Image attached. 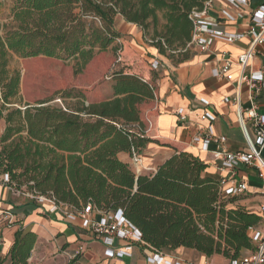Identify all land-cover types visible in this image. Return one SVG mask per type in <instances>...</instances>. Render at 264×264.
Here are the masks:
<instances>
[{
	"label": "trees",
	"instance_id": "obj_1",
	"mask_svg": "<svg viewBox=\"0 0 264 264\" xmlns=\"http://www.w3.org/2000/svg\"><path fill=\"white\" fill-rule=\"evenodd\" d=\"M207 1L13 0L15 26L0 23L3 107L21 100L22 91L35 96L43 89L34 61L28 62L24 74L10 70L13 55L75 61L76 74H82L97 55L118 50L119 16L145 35L152 29V46L161 55L170 52V59L179 54L175 64L184 63L190 58L186 47L194 28L190 15L202 11ZM107 78L90 90L74 88L54 95L76 99L74 106L47 105L53 97L3 116L7 128L1 138L0 181L7 175L8 187L54 198L74 212L88 204L95 212H120L153 251L183 248L228 261L255 251L252 231L263 225L260 214L237 204L243 195L223 194L220 172L210 173L201 158L178 152L155 174L139 177L120 160L119 154L140 156L155 142L147 134L144 105L154 98L150 85L155 86L121 72ZM37 241L35 232L20 227L6 254L0 243V264H29Z\"/></svg>",
	"mask_w": 264,
	"mask_h": 264
},
{
	"label": "crops",
	"instance_id": "obj_2",
	"mask_svg": "<svg viewBox=\"0 0 264 264\" xmlns=\"http://www.w3.org/2000/svg\"><path fill=\"white\" fill-rule=\"evenodd\" d=\"M262 5L264 3L255 5L254 0H248L247 6L237 8L225 0H214L213 6L204 19L216 20L218 30L237 34L248 29L253 11ZM227 15L233 16L235 20H228ZM164 23V21L161 22V24ZM119 32L124 38L129 39V42L144 48L143 33L135 25L129 24L124 31L119 30ZM126 34H128L127 37ZM250 43V40H245L229 44L218 39L208 50L190 48L192 52L190 58L178 65L164 63L157 50L152 49L156 52L150 54L153 61H159L160 81L153 79L150 74L137 77L147 84L154 83L155 86L154 89L150 85L154 98L144 102L145 106L149 103L153 104L149 111L146 106L145 116L147 134L155 142L143 150L138 163H134L128 153L119 154L120 160L129 164L138 176L153 175L161 165L178 152H190L210 165V173H216L217 169L210 155L192 142V138L200 127L198 116L204 111L217 118L213 124L214 131L217 135L227 138L226 146L229 150L247 151L248 145L239 120L238 104L233 102L238 97L243 107L247 102L246 88H240L235 83L240 75V68L234 65L228 77L222 79L218 77V68L221 65V52H227L231 58L235 59ZM117 63L119 62L116 61L115 64ZM227 98L231 101L225 102ZM202 99L209 101L210 105L202 106ZM259 104L261 111L264 112V96L260 98ZM180 110L187 116L186 122L180 121L178 116ZM201 125L206 126L207 123ZM246 126V130L250 133L249 125L246 124ZM238 180L245 182L249 187V192L243 195L245 202L242 205L252 212H258L260 206L264 204V183L259 172L253 167H241ZM49 209L48 204L38 203L8 187H0V243L3 254L11 248L16 231L23 227L38 235L29 264H150L148 259L155 255L154 251L146 245L135 244L130 251L131 256L122 259L108 258L105 253L106 246L101 237L83 229L80 221L72 222L65 213H51ZM7 211L13 214L11 225L4 215ZM93 217L99 220L102 214L95 212ZM257 231L261 232V239L264 240V224L254 233ZM126 245L127 242L121 240H116L114 244L118 249ZM254 245L255 251H244L240 259L251 258L258 254L260 244L255 242ZM79 250H82L81 254L75 262L71 263V258ZM162 254L171 264H217L220 260L222 264L230 263L219 257L207 259L199 256L193 260L188 250L183 248L176 251H163Z\"/></svg>",
	"mask_w": 264,
	"mask_h": 264
},
{
	"label": "built area",
	"instance_id": "obj_3",
	"mask_svg": "<svg viewBox=\"0 0 264 264\" xmlns=\"http://www.w3.org/2000/svg\"><path fill=\"white\" fill-rule=\"evenodd\" d=\"M225 1L237 8L248 5V0ZM213 2L214 0H208L204 4L202 11L195 10L190 15L194 28L192 41L187 45L186 49L197 47L201 50H208L215 40L218 39L229 44L245 40L251 41L250 45L235 59L231 58L227 52H221V65L218 68V77L220 79L227 78L234 65L240 68V75L235 80V83L240 88H246L247 102L245 107L242 106L240 97L233 100V102L235 101L238 104L239 120L245 132L248 149L247 151L238 152L229 150L226 146L227 138L217 135L214 131L213 124L217 118L207 111L202 112L198 116L200 127L192 138V142L200 150L210 155L213 165L222 175L221 192L226 196H240L249 192L248 185L238 180L241 167L255 168L264 183V112L261 111L259 104L260 98L264 96V5L253 11L251 23L247 30L232 34L218 30V22L216 20L204 19L208 10L213 6ZM227 19L230 21L235 20L231 15H227ZM152 65L154 69H159L158 60H154ZM224 101L230 102L231 100L227 98ZM201 104L204 107L210 105L209 101L205 99L201 100ZM178 116L181 122L187 121V116L182 110L178 112ZM202 123H207V125L202 126ZM246 124L250 127V133L246 130ZM132 159L134 163H138L140 156L135 154ZM8 182L9 177L6 175L0 181V187H8L6 185ZM23 195L38 203L48 204L51 213L63 212L70 221H80L83 229L102 238L108 258L122 259L131 256L130 251L135 244L145 245L141 233L120 212L113 214L98 211L102 214V218L98 220L93 217L95 211L91 204H88L80 212H70L68 207L57 204L54 198L36 196L24 192ZM258 213L264 224V204L260 206ZM4 215L6 221L11 225L12 212L7 211ZM254 231H252L254 243L260 244L258 254L251 258L232 260L229 264H264V240L261 239V232L257 231L254 233ZM116 240L125 241L127 245L121 249L115 248ZM81 252L82 250L77 251L71 260L76 259ZM154 253L155 255L148 259L150 264H171L166 261L162 252L154 251Z\"/></svg>",
	"mask_w": 264,
	"mask_h": 264
},
{
	"label": "rangeland",
	"instance_id": "obj_4",
	"mask_svg": "<svg viewBox=\"0 0 264 264\" xmlns=\"http://www.w3.org/2000/svg\"><path fill=\"white\" fill-rule=\"evenodd\" d=\"M12 8L13 0H0V23L2 25H7L9 28L15 26V23L13 22ZM129 24L131 23L126 22L121 16L117 18L116 26L118 30L124 31V29L128 27ZM138 28L141 29L140 27ZM141 31L143 33L142 35L144 39L142 44L144 47L143 49L139 48L138 44L135 45L133 42H129V39L124 38L122 35V38L115 43V46L118 48L117 51L110 49L106 53L97 55L95 59L84 69L83 73L79 75L76 74L78 66L75 61H61L44 57L26 59L17 55H13L10 61V70H19L22 72V74H24V68L28 62L34 61V64L39 69L36 76L42 82L43 89L40 91V95H38V93L35 96L31 95L30 91H27L26 93L22 91L21 100L14 101L13 104L7 105L5 108L3 107V103L0 101V148L2 147L1 138L7 128V122L3 116L15 109L25 110L26 104L36 106L35 104L37 102L48 100L54 97V99L47 105H51L53 107H65L66 105L74 106V104L77 102L76 99H62L61 94L59 96L54 95L57 92L74 88L90 90L96 84L105 80L107 77H110L116 72L141 77H145L146 75L150 74L153 79L160 81L161 71L160 69L153 68V58L152 55H150L151 53H156L152 50L156 49L154 46H152L153 31L151 29L146 35L142 29ZM127 35L128 34L125 36L127 37ZM157 53L159 54L161 60H163V62L166 64L168 62L175 64V60H178V58L182 57L179 56V54H176L174 59H170L169 55H172L170 52L167 56L161 55L158 51ZM116 61L119 63L115 64ZM114 64L115 66H113ZM151 105L153 104H146L147 111L151 109ZM20 135L26 137L27 133L23 132ZM15 138H18V136L12 138L9 142L5 143V145L10 144ZM19 192L23 194L22 191ZM244 200L245 198L243 196L242 200L238 201L237 204L249 210L246 206L242 205L243 202H245ZM70 211L74 212L72 209H70ZM188 254L193 260L200 256L193 250H188ZM214 257L224 259L222 256ZM217 264H222L221 260L218 261Z\"/></svg>",
	"mask_w": 264,
	"mask_h": 264
},
{
	"label": "water",
	"instance_id": "obj_5",
	"mask_svg": "<svg viewBox=\"0 0 264 264\" xmlns=\"http://www.w3.org/2000/svg\"><path fill=\"white\" fill-rule=\"evenodd\" d=\"M139 177V176H138Z\"/></svg>",
	"mask_w": 264,
	"mask_h": 264
}]
</instances>
